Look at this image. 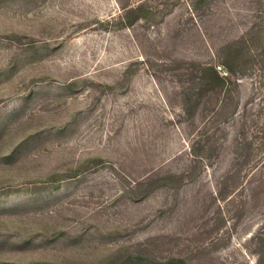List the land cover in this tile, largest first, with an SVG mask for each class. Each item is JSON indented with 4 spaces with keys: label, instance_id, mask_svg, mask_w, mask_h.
I'll return each instance as SVG.
<instances>
[{
    "label": "rangeland",
    "instance_id": "obj_1",
    "mask_svg": "<svg viewBox=\"0 0 264 264\" xmlns=\"http://www.w3.org/2000/svg\"><path fill=\"white\" fill-rule=\"evenodd\" d=\"M169 259L264 264V0H0V264Z\"/></svg>",
    "mask_w": 264,
    "mask_h": 264
},
{
    "label": "trees",
    "instance_id": "obj_2",
    "mask_svg": "<svg viewBox=\"0 0 264 264\" xmlns=\"http://www.w3.org/2000/svg\"><path fill=\"white\" fill-rule=\"evenodd\" d=\"M149 12H144L143 5H126L122 8L119 21L124 26H132L140 18H146ZM248 34V33H247ZM246 34V35H247ZM246 37V36H245ZM244 36L236 38L234 41L219 47L212 53V61L206 64L201 71L197 73L199 91L215 95L225 94V85L231 82V79L238 80L245 72L246 61L242 57H252V51L248 44L250 38ZM196 75V76H197ZM184 102L188 100L189 91H183ZM180 261V260H179ZM178 259H169L167 264H177Z\"/></svg>",
    "mask_w": 264,
    "mask_h": 264
}]
</instances>
